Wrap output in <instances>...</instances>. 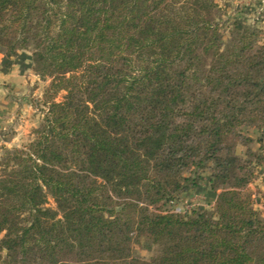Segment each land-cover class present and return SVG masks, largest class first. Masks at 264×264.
Here are the masks:
<instances>
[{"label": "trees", "instance_id": "obj_1", "mask_svg": "<svg viewBox=\"0 0 264 264\" xmlns=\"http://www.w3.org/2000/svg\"><path fill=\"white\" fill-rule=\"evenodd\" d=\"M217 9L0 0V47L31 50L49 81L28 143L0 156V264H264L253 173L232 152L252 126L264 151V40ZM206 171L211 210L170 212Z\"/></svg>", "mask_w": 264, "mask_h": 264}, {"label": "rangeland", "instance_id": "obj_2", "mask_svg": "<svg viewBox=\"0 0 264 264\" xmlns=\"http://www.w3.org/2000/svg\"><path fill=\"white\" fill-rule=\"evenodd\" d=\"M214 1L218 8L214 14L215 20L222 23L236 20L241 25L253 27L258 40H264V0ZM220 33L225 45L228 34L223 27ZM48 84L49 81H41L33 73L31 50L18 51L10 57L7 56L5 48L0 47V156L3 154V148L11 150L28 143L31 130L40 124L44 110L41 98ZM240 133L251 142L247 146L237 144L232 152L250 163L253 174L247 192L253 209L264 221V151L258 143L261 135L254 126L242 128ZM260 155L263 159L256 165L255 157ZM188 176L189 173L183 174V177ZM208 176L206 171L197 181V186L191 187L167 209L180 215H188L196 208L211 210L215 196L210 192ZM48 206L54 207L52 201H49ZM1 237L2 235L0 239ZM155 253L156 248L144 240L134 246V256L139 259L149 260Z\"/></svg>", "mask_w": 264, "mask_h": 264}]
</instances>
